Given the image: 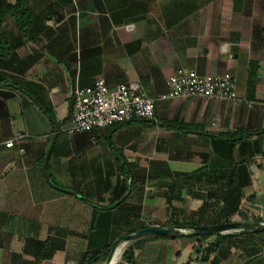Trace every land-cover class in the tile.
Returning <instances> with one entry per match:
<instances>
[{"label":"crops","instance_id":"crops-1","mask_svg":"<svg viewBox=\"0 0 264 264\" xmlns=\"http://www.w3.org/2000/svg\"><path fill=\"white\" fill-rule=\"evenodd\" d=\"M183 1L27 0L37 17L30 30L2 19L0 264H77L96 223L102 236L90 249L201 208L203 222H264L263 29L245 0L236 10L231 0ZM178 67L231 74L236 100H166L152 121L65 133L75 86L103 77L137 83L152 97ZM233 132L251 135L233 144L225 136ZM128 244L134 264H264V231L200 244L148 235ZM121 255L113 264H126Z\"/></svg>","mask_w":264,"mask_h":264},{"label":"built area","instance_id":"built-area-1","mask_svg":"<svg viewBox=\"0 0 264 264\" xmlns=\"http://www.w3.org/2000/svg\"><path fill=\"white\" fill-rule=\"evenodd\" d=\"M165 85V92L152 97L137 83L109 86L103 77H97L90 86H75L70 94L73 113L64 131L74 135L136 120L151 121L156 103L166 100H236L235 79L229 73L200 74L192 68L178 67L168 76ZM22 136L18 134L9 139L4 143L5 147H13ZM17 149L19 153L23 152L21 147Z\"/></svg>","mask_w":264,"mask_h":264},{"label":"trees","instance_id":"trees-1","mask_svg":"<svg viewBox=\"0 0 264 264\" xmlns=\"http://www.w3.org/2000/svg\"><path fill=\"white\" fill-rule=\"evenodd\" d=\"M191 0H184V7L187 6L188 3H190ZM204 0H201V2ZM233 3V8L236 10L237 8H240L241 4H242V0H231ZM191 11V9L188 11L187 9L185 10V14H188ZM6 16H11L15 25L18 27V29L24 33L27 32V30H30L32 28V24L36 21V16L33 13V11L27 6V0H15L12 3L9 2H4L3 5L0 7V24L2 22V19ZM94 74H98L97 70H96V66L93 67ZM254 76V72H251L250 74V79H252V77ZM107 85L109 86H115L117 85V83L119 81L113 79L111 81V83H108L107 81H105ZM123 82V81H122ZM93 83H91L92 85ZM43 110L45 111L46 115L49 116L51 122L56 126V129H58L59 125L55 122L54 119V115L53 112L46 107H43ZM73 113V109H72V103L71 100L68 102V114H67V121H69L70 117L72 116ZM141 122H148L145 120H140ZM152 121V120H151ZM128 123V122H127ZM150 123V122H149ZM169 124V126H173L175 125L173 122H169L167 123ZM243 132H233V133H228L227 135H225L226 137H229L230 139L233 140V144L236 143L237 141L242 140L243 138H246L248 136L251 135V133H243ZM224 136V137H225ZM132 180H134V177H132ZM133 185V183H132ZM235 205L233 206L231 212L233 214V212L236 211L237 209V204L238 201L235 200ZM207 204H204V206H206ZM121 206V203H118L117 207ZM110 208H107L106 210H108ZM102 208H95V213H101L103 212ZM202 211V208L199 209V211L196 212H190V213H186V215L184 216V218L179 221L177 219H172L169 220L167 223L166 227L169 226H186V227H194V226H201V225H208V224H221V223H225V222H229L230 219L228 217V219H224V222H221L220 219L214 220V221H208V222H203L200 219V212ZM204 210V209H203ZM254 222H261V220L259 219H252ZM97 226L94 227L93 232H91L89 234V236L87 237L88 242H89V248L88 250L83 253L80 257V260L78 261L77 264H102L108 254V249L110 247V244L106 245L104 247V249H90L91 247H93V240H91V238H96V239H100V237L102 236V233L100 232V230L102 229V225L100 226V224L96 223ZM105 227V226H104ZM132 229L126 231L127 234L131 233ZM243 235L246 234V232H239L233 235H216V241H222L231 237H235L237 235ZM252 234L256 235L258 234V232H252ZM114 236H117L114 235ZM153 237H161V236H156L153 235ZM210 237V235H184L181 238H187V239H195L197 241V244H200L204 239ZM166 238V237H164ZM97 244V243H94ZM121 260L123 262H125L126 264H134V260H133V253L130 247H128L127 249L124 250V252L121 255Z\"/></svg>","mask_w":264,"mask_h":264},{"label":"water","instance_id":"water-1","mask_svg":"<svg viewBox=\"0 0 264 264\" xmlns=\"http://www.w3.org/2000/svg\"><path fill=\"white\" fill-rule=\"evenodd\" d=\"M55 133V132H54ZM54 134L50 138V143L46 150L44 159H43V169L44 173L47 176V163L50 156V152L53 146ZM264 231V222H254L248 220H239V221H230L221 224L213 225H201L194 227L186 226H169V227H157V226H148L145 228L138 229L127 235H120L114 239L112 242L107 257L102 264H113V258L116 252V249L119 245L125 244L142 238L148 235H156L161 237H170L178 238L184 235H228L232 233L239 232H263Z\"/></svg>","mask_w":264,"mask_h":264},{"label":"rangeland","instance_id":"rangeland-1","mask_svg":"<svg viewBox=\"0 0 264 264\" xmlns=\"http://www.w3.org/2000/svg\"><path fill=\"white\" fill-rule=\"evenodd\" d=\"M204 1H214V2H221V3H229L230 0H204ZM245 3H247L246 5L249 6L248 10H246V13L249 14L251 12V15L253 13V21H256L255 24H258L259 27H262L263 30L262 34H264V0H245ZM253 3V4H251ZM251 5V6H250ZM254 7V8H253ZM250 17V16H248ZM253 29L251 28V33H252ZM255 33L252 34V36ZM251 35V34H250ZM147 90V89H146ZM148 92V90H147ZM128 242L123 244V247L121 249V254L124 252V250L127 248L128 246ZM120 261V256L117 260L116 263H118Z\"/></svg>","mask_w":264,"mask_h":264},{"label":"bare ground","instance_id":"bare-ground-1","mask_svg":"<svg viewBox=\"0 0 264 264\" xmlns=\"http://www.w3.org/2000/svg\"><path fill=\"white\" fill-rule=\"evenodd\" d=\"M122 245L121 246H119L117 249H116V252H115V255H114V261L116 260V259H118L119 258V256H120V254H121V249H122Z\"/></svg>","mask_w":264,"mask_h":264}]
</instances>
